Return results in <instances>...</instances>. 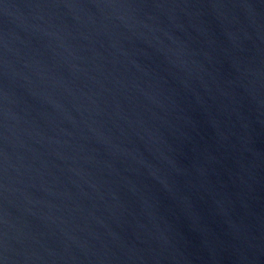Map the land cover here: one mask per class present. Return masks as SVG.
I'll use <instances>...</instances> for the list:
<instances>
[{"label":"water","instance_id":"1","mask_svg":"<svg viewBox=\"0 0 264 264\" xmlns=\"http://www.w3.org/2000/svg\"><path fill=\"white\" fill-rule=\"evenodd\" d=\"M0 264H264V0H0Z\"/></svg>","mask_w":264,"mask_h":264}]
</instances>
